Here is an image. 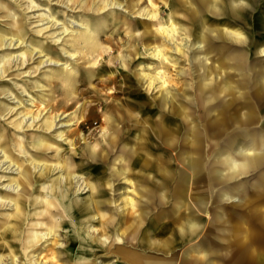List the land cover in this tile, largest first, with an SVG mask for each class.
Returning a JSON list of instances; mask_svg holds the SVG:
<instances>
[{
  "label": "clouds",
  "instance_id": "obj_1",
  "mask_svg": "<svg viewBox=\"0 0 264 264\" xmlns=\"http://www.w3.org/2000/svg\"><path fill=\"white\" fill-rule=\"evenodd\" d=\"M264 0H0V264H264Z\"/></svg>",
  "mask_w": 264,
  "mask_h": 264
},
{
  "label": "rangeland",
  "instance_id": "obj_2",
  "mask_svg": "<svg viewBox=\"0 0 264 264\" xmlns=\"http://www.w3.org/2000/svg\"><path fill=\"white\" fill-rule=\"evenodd\" d=\"M255 29L258 33V38H264V17L257 15L255 18Z\"/></svg>",
  "mask_w": 264,
  "mask_h": 264
}]
</instances>
